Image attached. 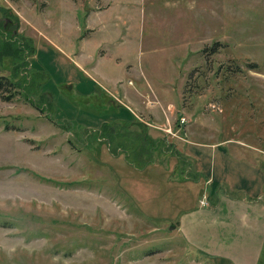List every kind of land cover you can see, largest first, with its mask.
<instances>
[{"label": "rangeland", "instance_id": "rangeland-1", "mask_svg": "<svg viewBox=\"0 0 264 264\" xmlns=\"http://www.w3.org/2000/svg\"><path fill=\"white\" fill-rule=\"evenodd\" d=\"M87 36L162 74L172 132L71 90ZM0 42V264H216L177 232L186 149L231 140L264 166V0H0Z\"/></svg>", "mask_w": 264, "mask_h": 264}, {"label": "crops", "instance_id": "crops-1", "mask_svg": "<svg viewBox=\"0 0 264 264\" xmlns=\"http://www.w3.org/2000/svg\"><path fill=\"white\" fill-rule=\"evenodd\" d=\"M90 24L88 18L86 28L95 31ZM88 39H82L80 59L73 60L84 78L72 69L74 76L68 82L71 90L85 98L105 95L107 102L102 105L117 106V112L104 116L103 122L114 123L119 117L141 121L137 110L142 109L151 118L144 123L160 132H172L165 110L173 116L172 108L178 104L166 101L161 84L165 79L153 76L162 74L156 69L129 65L114 68L113 62L121 63V58L113 59L107 52L92 55ZM242 145L231 140H209L186 149L196 183L194 197L184 196L187 206L176 216L177 232L195 251L216 264H260L264 254V166L256 148Z\"/></svg>", "mask_w": 264, "mask_h": 264}, {"label": "trees", "instance_id": "trees-1", "mask_svg": "<svg viewBox=\"0 0 264 264\" xmlns=\"http://www.w3.org/2000/svg\"><path fill=\"white\" fill-rule=\"evenodd\" d=\"M8 44V43H7ZM6 44V45H7ZM0 45H2V42H0ZM8 46H10L9 44H8ZM4 78L3 77H1L0 78V90L4 87V86H6V85H13L14 84V82H12V81H8V79L7 80H3ZM7 89H5V91H6ZM130 123H139L138 121H135V120H132V121H129ZM129 137V136H128ZM141 141H143V142H146V144L144 145V147L147 145V143H148V145L146 146V149H145V151L148 153V147H149V143H151V141H150V139H148L147 137H145V136H143L142 137V139H141ZM138 142H140V138H138ZM139 144V146H138V148L142 145V143L140 142V143H138ZM142 149L143 148H140L139 150L140 151H142ZM185 199V198H184Z\"/></svg>", "mask_w": 264, "mask_h": 264}, {"label": "water", "instance_id": "water-1", "mask_svg": "<svg viewBox=\"0 0 264 264\" xmlns=\"http://www.w3.org/2000/svg\"><path fill=\"white\" fill-rule=\"evenodd\" d=\"M5 27H8V25L6 24ZM173 226H175V225H173Z\"/></svg>", "mask_w": 264, "mask_h": 264}, {"label": "built area", "instance_id": "built-area-1", "mask_svg": "<svg viewBox=\"0 0 264 264\" xmlns=\"http://www.w3.org/2000/svg\"><path fill=\"white\" fill-rule=\"evenodd\" d=\"M185 121V120H184Z\"/></svg>", "mask_w": 264, "mask_h": 264}, {"label": "flooded vegetation", "instance_id": "flooded-vegetation-1", "mask_svg": "<svg viewBox=\"0 0 264 264\" xmlns=\"http://www.w3.org/2000/svg\"><path fill=\"white\" fill-rule=\"evenodd\" d=\"M10 22V21H9Z\"/></svg>", "mask_w": 264, "mask_h": 264}]
</instances>
